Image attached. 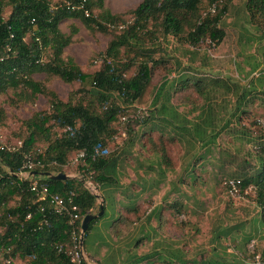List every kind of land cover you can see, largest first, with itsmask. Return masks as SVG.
I'll return each mask as SVG.
<instances>
[{
	"label": "rangeland",
	"instance_id": "374dc122",
	"mask_svg": "<svg viewBox=\"0 0 264 264\" xmlns=\"http://www.w3.org/2000/svg\"><path fill=\"white\" fill-rule=\"evenodd\" d=\"M64 1L49 0L52 9ZM140 1L106 0V3L113 11L123 13ZM246 1L233 0L228 5L217 25L224 32V38L216 46L204 41L195 49L189 48L188 43L182 40L186 30L181 40L157 33L154 40L147 38L144 44H139L138 48L143 52L136 57L145 60L150 56L152 60L163 63L153 68L149 84L132 105H126L117 93H113L109 102L103 105L97 102V95L83 96L81 89H90L88 79L83 83L67 84L49 74L32 76L64 103H75L84 98L83 101L96 113L115 105L129 114L148 110L151 115L148 121L132 127L133 132L128 135L126 127L119 124L118 134L113 137L116 140L108 142L107 158L113 156L118 159L116 181L109 186L106 184L109 189L103 186L100 190L104 184L98 180V172L83 173L79 167L70 166L75 151L69 154L60 168L67 177L82 180L83 187L85 184L89 192L101 195L104 201V214L93 224L94 237L87 235L84 239L86 254L99 258L100 251L114 244L121 259L116 264H181L179 258L185 264H256L257 257L261 262L264 230L257 235V212L260 213L255 198L257 189L250 186L239 198H231L225 188V183L231 179L256 178L260 170L258 158L264 155V23L257 17H249ZM207 7L206 3L200 5L199 13H206ZM10 10L7 6L3 8L5 19ZM93 14L96 17L98 12L93 11ZM125 20L126 24L132 22L130 16ZM121 27L115 31L118 33ZM59 29L65 35L71 34L72 29L76 30L63 52L64 60H74L88 75L99 70L111 33L102 34L95 26L87 28L78 19L62 20ZM135 52H122L121 61L132 58ZM52 60L51 50L47 49L42 61ZM198 81L205 87L202 95L193 86ZM163 83L165 91H169L166 105L179 114V121L185 118L194 124L198 119V123L207 113L213 112L214 118L211 114L209 117L214 120L218 131L216 138H208L214 132L207 128V138H200L201 143H198L197 138L193 140L185 132L174 130L150 113L157 88ZM181 87L183 89L179 90ZM163 102H166L164 96L157 106ZM236 106L238 110L234 113ZM50 110V99L46 95L32 97L24 88H8L0 93V149L10 153L19 151L22 156L30 158L44 153L49 144L45 133L37 134L29 148L31 156L26 154L23 146L28 134L35 131L34 121L49 114ZM61 134L62 130L53 127L50 142ZM160 136L171 138L168 141L171 146L167 147L170 156L167 163L154 151H142L141 148L144 138ZM131 138L138 140L133 139V143L128 145ZM49 166L54 172L58 168L56 164ZM147 167L153 180L161 175L164 177V189L155 191L148 205L138 206L143 215L137 214L135 220L127 218V238L114 242L113 237L117 239L120 233L119 211L135 206L134 202L142 195L140 171ZM1 171L6 172L7 169L0 164ZM149 187L151 190L157 186L150 184ZM120 195L124 199H118ZM17 204V199L13 200L7 208ZM147 220L151 224L150 231L143 235L142 223H147ZM112 228L113 237L109 232ZM8 254L0 249V264H29L28 259L6 257Z\"/></svg>",
	"mask_w": 264,
	"mask_h": 264
},
{
	"label": "trees",
	"instance_id": "16d2710c",
	"mask_svg": "<svg viewBox=\"0 0 264 264\" xmlns=\"http://www.w3.org/2000/svg\"><path fill=\"white\" fill-rule=\"evenodd\" d=\"M65 1L74 5L84 1V7L89 11L90 16L85 17L81 11L72 10L64 5L52 9L49 0H0V58H2L0 61V93L8 88L15 90L24 88L30 92L32 97L40 94L50 99V113L34 121L35 131L28 134V139L23 146V150L29 154V148L37 134L45 133L44 137L47 143L49 142L45 152L35 154L34 157L29 154L36 164L35 172L38 175L42 173L64 174L60 168L64 166L71 152L75 151L76 154L84 149L88 154H93L94 149L98 148L101 155L95 161L88 159L85 166L79 169L83 173L98 172V180L103 182L102 184L109 185L115 181L118 159L113 156L107 158L108 142L118 134L119 124L126 127L128 135L133 132L132 127L136 124L148 121L151 116L149 111L129 114L114 105L105 107L102 112L96 113L93 107L83 101L84 98L75 103L60 101L54 92L48 91L32 76L49 74L60 78L67 84L83 83L88 79L90 89H81L83 96L97 95V102L103 105L109 102L113 93H117L126 105H132L140 99L149 84L153 68L163 63L152 60L150 56L145 60H140L136 56L143 51L138 48V45L144 44L147 38L154 40L157 33L181 40L186 30L185 39L182 38V40L188 43L189 48L195 49L204 41H209L211 45L216 46L224 38V32L219 30L217 25L233 0L216 3L214 13H210L209 8L216 0H141L123 13H112L104 0ZM203 3L208 6L204 14L199 13V6ZM6 6L11 10L5 19L3 8ZM246 10L250 18L257 17L264 23V0H247ZM93 11L98 12L96 17ZM128 16L132 19L130 24H126L125 18ZM64 19H78L87 28L95 26L102 34L111 33V40L101 56L100 69L92 75L83 73L74 60L70 58L64 60L63 52L76 32L72 29L71 34L65 35L60 31L59 24ZM119 27L121 31L117 33L115 30ZM47 49L51 50L53 60L44 63L42 57ZM133 50L136 52L132 58L121 61L122 52L130 53ZM193 86L195 91L202 95L205 90L202 82H195ZM182 87H185V84H182ZM182 87L179 90H182ZM163 96L166 102L157 106ZM168 98L169 91H165L163 83L157 88L152 100L150 113L154 114V117H158L159 121L165 122L174 130L185 132L188 137L194 138L193 140L197 138L198 143H201L200 138H207V128L210 132H214L208 138H216L218 131L215 130L214 120H210L209 117L213 112L207 113V116L201 118L198 123V119L194 124L185 118H180L181 121H179V114L175 110H170L166 105ZM237 110L236 106L234 113ZM123 117L126 119L122 123L121 118ZM211 118L214 116L212 115ZM48 123H52L49 128ZM53 127L62 130L63 134L50 142L49 135ZM67 128L70 130L64 131ZM152 132L153 130L150 134ZM133 139H129L128 145L133 143ZM169 140L162 136L144 138L142 149L147 152L154 151L162 161L167 163L169 161L167 157H170L167 147L171 146ZM258 161L260 170L256 178L240 180V192L243 195L248 187H256L255 198L260 208L259 218L264 224V155L260 156ZM22 162L23 156L19 151L10 153L4 148L0 149V164L7 169L6 172H0V249L9 252L5 255L6 257L17 256L28 259L29 264H69L68 257L64 253L70 245L66 218L51 214L48 203H43L42 208L35 194L29 191V182L17 177L21 171ZM51 164L57 165L55 172L51 170L49 166ZM41 183L47 185L52 194H58L64 198L73 194V203L77 206L79 217L77 232L80 230V223L84 216L94 214L95 210L98 213L99 208H96L94 195L85 189L79 180L41 178ZM16 199L17 206L7 208L8 204ZM142 212L138 207L127 210L120 222L127 227L125 223H128V219L135 220V216ZM97 219L89 224L82 244ZM59 245H63V252H58ZM260 257L261 264H264V249ZM179 261L185 264L182 258H179ZM202 264L222 263L205 262Z\"/></svg>",
	"mask_w": 264,
	"mask_h": 264
},
{
	"label": "built area",
	"instance_id": "2783aa9c",
	"mask_svg": "<svg viewBox=\"0 0 264 264\" xmlns=\"http://www.w3.org/2000/svg\"><path fill=\"white\" fill-rule=\"evenodd\" d=\"M223 0H216V2L209 8L210 13H214L216 6L218 3H221ZM217 3V4H216ZM62 5L70 8L72 10L81 11L85 17H89V11L84 7V1L78 4H72L71 2L65 1L64 4H60L58 7ZM55 7L53 9H57ZM2 61V58H0ZM126 118H121V122L123 123ZM70 129L67 128L64 131H69ZM121 135L124 136L125 133L122 131ZM124 139V138H123ZM112 140H116V138H112ZM3 149V148H1ZM7 151V150H6ZM9 152V151H8ZM100 149H94V153L88 154L86 150L78 151L75 156L70 160V166L72 167H83L85 166L88 159L91 161H95L98 156H100ZM36 164L31 160V158L27 155H23V162L21 166V171L19 172L18 178L20 180H27L29 182V191L34 193L36 196V200L40 206L43 208V203H48L50 205V213L62 216L66 218L67 225L69 227V241L70 245L67 250L64 251L63 245L58 246V252H63L67 255L69 264H95L90 263L84 253L83 250V238L81 239V223H80V230L77 232V222H78V214H77V206L73 203V194L64 198L58 194H52L47 185L41 183V177L39 175H32L35 172ZM240 180L231 179L225 183V188L227 194L231 198H239L241 196L240 192ZM254 187V186H253ZM264 192V190H263ZM246 193V190L244 191ZM243 193V194H244ZM29 218V217H27ZM82 222V221H81ZM10 263V261H7ZM256 264H261L259 262L258 257Z\"/></svg>",
	"mask_w": 264,
	"mask_h": 264
},
{
	"label": "crops",
	"instance_id": "0c3cea01",
	"mask_svg": "<svg viewBox=\"0 0 264 264\" xmlns=\"http://www.w3.org/2000/svg\"><path fill=\"white\" fill-rule=\"evenodd\" d=\"M104 2H105V5L108 6L107 3H106V0H104ZM109 9L111 10L112 13H121V11H113L110 7H109ZM135 139H136V142H137L138 138H135ZM168 139H171V138H168ZM174 139H177V138H174ZM141 148H142V146H141ZM143 150L144 149H142V151ZM149 171H151V170H149L148 167L146 169L145 168H142L141 171H140L141 176H142L141 179H140V182H141V186L143 187L142 190H141L142 195L136 199V201L134 202V205H135L134 207H138L140 204L141 205L142 204H147L148 205L149 199L151 198L152 195L155 194V191L160 192V188H161L162 191L164 189V188H162L164 186V182H163L164 181V177L161 175V176H158L157 177V180H153L152 179L153 178V175L151 176V173ZM115 181L112 182V183H115ZM150 184H156L157 187H154L153 189L149 190ZM103 186H105V187H107L109 189V187L106 186V184H104V185H102L100 187V190H101V188ZM134 188H136V187L134 186ZM97 195H98V198L97 199L95 198V203H96V208H99V202L100 201L104 202V201H103L101 195H99V194H97ZM118 199L122 200L124 198L122 197V195H120V197ZM145 201H146V203H145ZM134 207H132V208H134ZM132 208L129 207V208H126V209H123V208L120 209V211H119L120 218L124 214L126 215V211L127 210H130ZM146 215H148V214L146 213ZM259 217H260L259 216V212H257V235L260 232V230H262V229L264 230V224H262L260 222V218ZM120 220H122V219H120ZM152 220H155V219H152ZM146 222L147 223H145V222L142 223L141 233H143V235H144V233H147L148 231H150V225L151 224H150V222L148 220ZM144 224H145V226H144ZM118 228H119L118 229L119 230L118 232H120V233H118L117 239L115 238L116 236L113 237V230H114V228L111 229L112 232L111 231H109V232L112 235L114 242H118L119 243V241H122L123 239H125V237L127 238L128 233H126V227L123 225L122 222H119L118 223ZM145 228L147 229L146 232H145ZM87 235H88V237H92V238L94 237V235H95L94 234V226H93V228H91V230L88 231ZM87 235L85 236V238L87 237ZM129 237H130V235H129ZM143 237L144 236H142V238ZM111 243H113V242H111ZM122 243L124 245V242H122ZM108 244L110 245V241L107 243V246H108ZM83 250H84V253H85V256H86L87 260L90 263L92 262V263H95V264H98V263H101V264H116V262H119L121 260L120 259V253L117 252L118 247H116V245H114V244L111 245V248L108 247L107 249H103L102 251H100L99 258H95V257L90 256L89 254H86L85 249H84V246H83ZM141 250H143V246H142V249ZM102 259H104L103 262H102Z\"/></svg>",
	"mask_w": 264,
	"mask_h": 264
},
{
	"label": "water",
	"instance_id": "95a60500",
	"mask_svg": "<svg viewBox=\"0 0 264 264\" xmlns=\"http://www.w3.org/2000/svg\"><path fill=\"white\" fill-rule=\"evenodd\" d=\"M32 175L34 176V175H38V174L36 172H33ZM39 176L44 177V178H48V179H52V180H65L66 178H69L63 173H58L56 175H51L49 173H42V174H39ZM17 177H18V175H17ZM71 179H74V178H71ZM79 181L82 182V180H79ZM82 184H83V182H82ZM84 187L86 188L85 184H84ZM91 194L94 195V197L96 199L98 198L97 194H95V193L94 194L91 193ZM100 202L102 203V201H100ZM101 203H99V211L97 214H88V215L83 217L82 222H81V239L83 238L84 233L87 231V228H88L89 224L91 223V221H93L97 218H100L102 216V214H103V203L102 204Z\"/></svg>",
	"mask_w": 264,
	"mask_h": 264
}]
</instances>
